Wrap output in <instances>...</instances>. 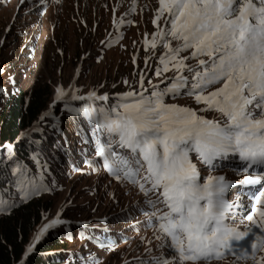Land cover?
<instances>
[{"label":"snow or ice","instance_id":"1","mask_svg":"<svg viewBox=\"0 0 264 264\" xmlns=\"http://www.w3.org/2000/svg\"><path fill=\"white\" fill-rule=\"evenodd\" d=\"M135 3L132 0L130 12L135 11ZM156 3L152 19L156 30L151 40L145 34V51L150 47L154 55L157 47H162L165 51L158 57L155 75L161 77L170 71L175 75L161 80L162 84L168 81L165 87L152 85L149 91L142 72L140 90L119 94L115 104L106 94L94 91L87 96L73 94L72 100L109 101V106L89 105L69 111L94 123V135L106 133L97 135V155L104 158L115 180L137 186L145 196L156 195L155 201H145L155 209L145 215L150 226L161 233L157 237L160 247L171 249L172 256L156 257L154 264H207L229 254L237 261L255 260L256 252L264 251V0ZM149 59H145L146 66ZM189 60H196L197 66L188 64ZM55 91V101L63 100L64 90L57 87ZM181 95L191 97L199 107L165 102V97ZM206 112H216L220 119L200 115ZM193 152L195 160L209 168L217 159L236 157L229 167L243 179L202 177L190 156ZM237 185L247 189L244 194L253 202L250 210L240 203L239 196L232 201L226 198ZM158 203L167 211L156 208ZM237 220L248 222L243 230ZM62 223L58 214L45 224L25 255L49 229Z\"/></svg>","mask_w":264,"mask_h":264},{"label":"rangeland","instance_id":"2","mask_svg":"<svg viewBox=\"0 0 264 264\" xmlns=\"http://www.w3.org/2000/svg\"><path fill=\"white\" fill-rule=\"evenodd\" d=\"M33 1L0 0V114L21 98L42 96L46 104L41 117L21 136L39 131L40 151L28 163L22 162L26 177L18 184L12 176V198L0 205L5 209L0 212L23 202L35 205L38 214L23 257L40 229L59 214L64 223L49 229L39 241L59 232L61 264H154V258L162 255L171 259L170 249L160 247L159 232L146 225L144 198H151V193L145 196L137 186L105 177L95 149L97 135L105 132L94 135V123L69 111L89 105L107 107L109 101L115 104L119 94L140 90L142 72L149 91L152 85L165 87L168 81L161 80L175 75L172 71L155 75L158 57L165 51L162 47L154 55L150 47L145 51V34L151 40L156 30L152 24L156 0H136L132 12V0ZM146 57H150L147 66ZM187 63L197 66L196 60ZM57 87L66 94L61 101H55ZM93 91L106 94L109 101L71 99L73 94L87 96ZM165 102L199 107L184 95L165 97ZM200 115L220 119L216 112ZM226 175L235 178L234 173ZM37 190L40 194H33ZM156 208L164 211L163 204ZM262 257L264 251L252 262L228 259L212 264H264Z\"/></svg>","mask_w":264,"mask_h":264},{"label":"trees","instance_id":"3","mask_svg":"<svg viewBox=\"0 0 264 264\" xmlns=\"http://www.w3.org/2000/svg\"><path fill=\"white\" fill-rule=\"evenodd\" d=\"M42 96H35L28 101L24 99L12 103L8 110L0 114V201L11 200L12 176L19 183L23 176L24 165L29 157L40 150L43 139L39 131L22 138L24 131L29 129L42 115L46 104ZM48 121V120H46ZM13 146L11 153L7 147ZM16 172V174H15ZM34 203H19L5 212H0V264H61L63 256L59 253L62 242L59 232L39 241L33 251L24 255V246L37 216ZM21 208V209H20ZM23 257V258H22ZM21 261V262H20Z\"/></svg>","mask_w":264,"mask_h":264},{"label":"bare ground","instance_id":"4","mask_svg":"<svg viewBox=\"0 0 264 264\" xmlns=\"http://www.w3.org/2000/svg\"><path fill=\"white\" fill-rule=\"evenodd\" d=\"M150 1V0H149ZM139 3V2H138ZM143 3V2H142ZM152 3V2H150ZM139 5V4H138ZM141 5V4H140ZM144 7V6H143ZM71 96V93L67 94V97ZM241 262H246V261H241ZM209 264H212V263H209Z\"/></svg>","mask_w":264,"mask_h":264}]
</instances>
